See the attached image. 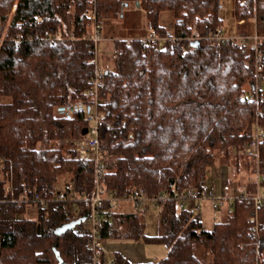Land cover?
Masks as SVG:
<instances>
[{
    "label": "trees",
    "instance_id": "16d2710c",
    "mask_svg": "<svg viewBox=\"0 0 264 264\" xmlns=\"http://www.w3.org/2000/svg\"><path fill=\"white\" fill-rule=\"evenodd\" d=\"M136 1L162 35L169 31L160 16L170 11L179 38L165 47L137 38L144 31L129 20L140 12ZM221 6V0H0V264H92L84 221L60 235L54 229L73 220L71 203L55 197L61 176L72 183L74 196H84L77 200L79 217L94 192V162L66 157L60 141L83 135L88 126L96 53L84 34L95 22L102 29L113 20L123 25L108 36L120 50L103 69L98 91V109L114 123L99 129L108 163L106 196L135 188L153 196L162 189L200 187L215 152L223 162L232 159L236 173L245 171L224 182L255 191L247 181L255 161L244 148L255 120L264 127V83L258 104L249 102L252 55L244 46L184 38L194 29L204 35L221 28ZM233 14L246 26L238 32L256 31L264 49V0H234ZM17 34L24 36L19 44ZM259 160L264 170V142ZM31 205L36 218L25 215ZM158 206L157 233L148 235L144 210L116 209L106 199L101 236L165 245V256L143 264H264V201L255 231L249 219L254 205L247 199L221 209L210 229L173 200ZM111 256L114 264H130L117 250ZM106 259L102 250L96 264Z\"/></svg>",
    "mask_w": 264,
    "mask_h": 264
},
{
    "label": "built area",
    "instance_id": "2783aa9c",
    "mask_svg": "<svg viewBox=\"0 0 264 264\" xmlns=\"http://www.w3.org/2000/svg\"><path fill=\"white\" fill-rule=\"evenodd\" d=\"M36 20L39 21L41 18L37 16ZM238 23H243V20H238ZM143 29L145 32L137 36V38L146 45L165 47L168 42L170 44L174 43L179 38L174 32H168L165 35L159 34L146 20ZM84 36L93 40L96 53L91 60L95 63V76L87 90V93L93 99V106L90 108L87 116V133L77 137H65L61 139L60 142L62 145L69 144L70 146V150L64 151L66 157L74 155V158L79 161L92 160L95 165L94 192L89 199V205L85 213L87 216L84 220L86 232L90 236L89 246L93 253L92 264L97 263L100 251L102 250L107 254L106 264H114L113 256L108 254L106 241L100 233L104 220V203L106 199L110 200L111 207L113 208H115L116 204H119V202H128L134 210H144L147 202H151L153 205L158 206L161 201L173 200L177 203L178 209L189 210L198 217L202 209L203 201H207L212 209L221 210L223 208H231L236 199H247V201H252L254 205V210L249 219L254 221L251 230L255 231L258 225L257 209L262 204V201H264V185H262V182H264V170L261 169L259 160L260 144L264 142V127L259 124L257 119L252 127L251 139L244 148L245 155L253 158L255 161L254 171L247 177L248 182L255 184V191L253 193L250 194L244 184L232 187L228 182L213 181L210 183L207 182L200 187L188 186L182 191H178L175 188L170 190L162 189L153 196H148L146 191L142 188H135L122 196H106L102 180L107 171L108 163L104 143L99 138V129L104 124L111 127L114 123L106 120L102 112L98 109V105L102 100L99 97L98 91L100 85H102L103 70L98 66V55L102 49L98 50L97 45L107 39L112 41L111 51L113 55L120 49L115 46L112 39H108L102 35V25L98 22L93 23L91 27H87ZM23 38L24 36L17 34L14 37V41L16 44H19ZM26 38L29 39L31 37L27 35ZM56 38H63V36L58 34ZM184 38L187 40L205 38L215 44L229 43L231 45L244 46L252 55L254 67L253 78L249 84L246 98L249 102L258 104L262 92V83H264V49L259 47L260 36L256 31L253 33H239L235 31L233 34H227L223 32L221 27L217 30L210 29L204 35H200L198 31L194 29L190 35ZM129 39L128 37L126 38V40ZM128 137H132V134L130 133ZM55 197L58 200L69 201L71 203L70 215L73 219L79 217L80 207L77 200H82L84 196L73 195L71 182L65 181L56 191ZM34 198L37 201L40 200L42 204L45 203V200L39 199L38 195H35ZM78 231L81 233L83 229L78 228Z\"/></svg>",
    "mask_w": 264,
    "mask_h": 264
},
{
    "label": "rangeland",
    "instance_id": "374dc122",
    "mask_svg": "<svg viewBox=\"0 0 264 264\" xmlns=\"http://www.w3.org/2000/svg\"><path fill=\"white\" fill-rule=\"evenodd\" d=\"M221 15L223 18L222 30L224 33L233 34L235 29L237 28V32L239 29L246 30V26H241L238 22H236L234 16V0H221ZM73 11L72 6L69 8ZM12 13H10L11 17ZM10 19V18H9ZM129 20L132 23H137L141 30L144 31L143 26L145 23L143 12L132 13L129 16ZM9 21V20H8ZM147 21V18H146ZM160 22L165 28L173 33L176 25V21L174 22L173 14L170 11L162 12ZM8 23L6 24V27ZM121 28V29H120ZM123 25L121 20H113L111 24L103 25L102 35L108 38V36L113 32V30H122ZM145 32V31H144ZM138 34V33H137ZM140 34V33H139ZM130 38V37H128ZM101 45V48H100ZM112 41L104 40L102 43L97 45V49H108L109 52H104L102 56L100 54L99 57H102L99 63L100 69H105L106 67H111L112 65ZM73 137V136H68ZM62 145V144H61ZM70 150L69 144L62 145V151ZM232 159L223 162V156L219 153L215 152V158L213 165L208 169L207 172V182H224V179L227 177L235 176L236 178L243 177L244 170L237 172L235 171V166L232 163ZM242 167V166H241ZM66 178L65 176H61L58 180L56 188H59L64 182ZM35 207V206H34ZM32 208V207H31ZM29 209L26 212L28 215L34 214L33 209ZM116 209H124V210H133L130 203H117ZM27 215V214H25ZM222 212L221 210H214L211 208L207 201L202 202V209L199 213V218L202 221L203 227L205 229H210L215 221L221 218ZM34 216V215H32ZM144 219H145V233L148 235H154L157 233L158 223H159V206L153 205L151 202H147L144 208ZM106 246L108 248V254L112 255L115 250H120L121 254H125L129 258L130 264H143L145 259H158L166 254V247L162 243H152L145 242L143 240H128V239H112L106 241ZM128 260V259H127ZM149 262V260L147 261Z\"/></svg>",
    "mask_w": 264,
    "mask_h": 264
},
{
    "label": "water",
    "instance_id": "95a60500",
    "mask_svg": "<svg viewBox=\"0 0 264 264\" xmlns=\"http://www.w3.org/2000/svg\"><path fill=\"white\" fill-rule=\"evenodd\" d=\"M135 5H136V7H139V2L138 1H136L135 2ZM64 107H60V109H63ZM90 110V107H88V111ZM87 133V128L85 127L84 129H83V134H86ZM86 214H84L83 216H81V217H79V218H77V219H73V220H71V221H69V222H67V223H64V224H62V225H60V226H58V227H56L55 229H54V232L57 234V235H60V234H62V233H64V232H66L67 230H69V229H72V228H74L77 224H79L80 222H82V221H84L85 219H86Z\"/></svg>",
    "mask_w": 264,
    "mask_h": 264
},
{
    "label": "crops",
    "instance_id": "0c3cea01",
    "mask_svg": "<svg viewBox=\"0 0 264 264\" xmlns=\"http://www.w3.org/2000/svg\"><path fill=\"white\" fill-rule=\"evenodd\" d=\"M135 9H137L138 11H141V12H143V10H141V9H138V7H136L135 6ZM143 14H144V12H143ZM161 15H162V13H161ZM160 18H161V16H160ZM236 18V17H235ZM144 19L146 20V16L144 15ZM176 20L174 19V22H175ZM236 22H238V20L236 19ZM240 25H242V23L240 24ZM235 31H237V28L235 29ZM34 208L33 209V212H34V214H31V215H28V213L26 212V216L27 217H29V218H36V215H37V208L36 207H34L33 205H31V206H29V208L27 209V210H29L30 208ZM31 208V209H32ZM32 215H34V216H32ZM117 251H119V252H121L120 250H117ZM122 253V252H121ZM123 255V254H122ZM125 258H127L128 260H129V258L124 254L123 255ZM152 261V259H145L144 261H143V263H146L147 261Z\"/></svg>",
    "mask_w": 264,
    "mask_h": 264
}]
</instances>
